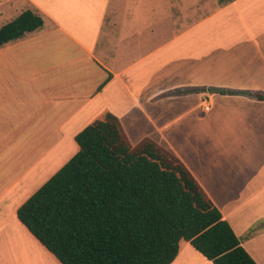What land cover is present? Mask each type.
<instances>
[{"label": "crops", "instance_id": "0c3cea01", "mask_svg": "<svg viewBox=\"0 0 264 264\" xmlns=\"http://www.w3.org/2000/svg\"><path fill=\"white\" fill-rule=\"evenodd\" d=\"M192 1L0 0V26L26 9L43 19L0 44V226L44 258L60 263L16 210L77 151L49 172L60 147L110 111L132 145L149 138L175 155L264 264V100L210 91L264 92V27L222 22L259 18L264 0H217L202 15ZM170 264L214 263L181 239Z\"/></svg>", "mask_w": 264, "mask_h": 264}, {"label": "trees", "instance_id": "16d2710c", "mask_svg": "<svg viewBox=\"0 0 264 264\" xmlns=\"http://www.w3.org/2000/svg\"><path fill=\"white\" fill-rule=\"evenodd\" d=\"M42 24L26 9L0 26V44ZM210 91L264 100L260 91ZM74 141L77 151L16 210L61 264H170L181 239L214 264H257L169 150L149 138L132 145L110 111Z\"/></svg>", "mask_w": 264, "mask_h": 264}, {"label": "rangeland", "instance_id": "374dc122", "mask_svg": "<svg viewBox=\"0 0 264 264\" xmlns=\"http://www.w3.org/2000/svg\"><path fill=\"white\" fill-rule=\"evenodd\" d=\"M193 8L194 12H196L198 15H202V9L205 4L212 6H215L217 3V0H193ZM214 8V7H213ZM212 8V9H213ZM216 8V7H215ZM259 18L256 17V14L252 10H246L245 11V20L241 19L238 15V12H235L232 15H229L228 17L224 18L226 20L222 21L224 22L225 26H228L230 28L235 27H248V26H256L257 28L264 27V15L259 13ZM262 20V21H260ZM219 26V25H218ZM223 26V25H221ZM72 147H68L69 145H66L65 147H60V158L59 154H55L54 158L49 156V159H56L62 161L64 159H68V156L70 155L71 151L75 148H77L76 143L71 144ZM3 154L0 155V160L3 158ZM61 165L59 161L55 164H50L48 171H54ZM3 224V226H0V264H8L7 256H15L18 259L21 260H37L39 264H58L53 259L44 258V256L39 254L41 252L39 250L38 245H32L26 240V237L21 236V234L18 232L16 228H14L12 225ZM41 248V247H40ZM45 248V247H43ZM44 251V249H41ZM47 254V253H46ZM51 254V253H50ZM52 255V254H51ZM61 264V263H59Z\"/></svg>", "mask_w": 264, "mask_h": 264}]
</instances>
